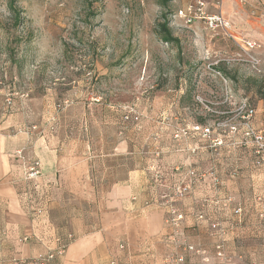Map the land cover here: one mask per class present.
I'll list each match as a JSON object with an SVG mask.
<instances>
[{"label":"rangeland","instance_id":"obj_1","mask_svg":"<svg viewBox=\"0 0 264 264\" xmlns=\"http://www.w3.org/2000/svg\"><path fill=\"white\" fill-rule=\"evenodd\" d=\"M191 1L0 0V126L11 117L22 130L41 107L73 136L111 134L149 163L191 166L192 178L168 168L191 194L182 227L198 217L224 245L242 208L264 246V216L252 218L264 213L253 182L264 179V0H209L232 37L186 24ZM163 16L179 45L157 34Z\"/></svg>","mask_w":264,"mask_h":264},{"label":"crops","instance_id":"obj_2","mask_svg":"<svg viewBox=\"0 0 264 264\" xmlns=\"http://www.w3.org/2000/svg\"><path fill=\"white\" fill-rule=\"evenodd\" d=\"M30 112L33 123L22 130L11 117L0 126V264H33L57 247L42 240L48 234L66 244L65 254L50 264H176L168 259L177 256L184 257L179 264H264L262 231L243 213L242 226L230 238L227 233L221 254L214 226L187 214L180 234L205 254L184 252L172 242L175 232L158 203L170 182L154 179L157 163L127 140L112 146L111 134L106 140L86 139L83 131L73 136L59 115L41 107ZM20 150L41 162L37 180L24 179ZM162 166L175 178L196 175L191 166ZM253 182L264 186V179ZM190 197L187 192L177 203L181 211ZM261 215L252 218L259 222Z\"/></svg>","mask_w":264,"mask_h":264},{"label":"built area","instance_id":"obj_3","mask_svg":"<svg viewBox=\"0 0 264 264\" xmlns=\"http://www.w3.org/2000/svg\"><path fill=\"white\" fill-rule=\"evenodd\" d=\"M209 0H192L188 8L184 10H179L178 16L181 17L184 22L188 25H192L196 21H201L204 23L205 29L210 32H216L219 30L225 31L230 35V22L227 21L222 13H210L208 12ZM232 37V36H231ZM243 46L246 50L256 49L259 45L255 41H243ZM11 104V101H8ZM253 112L252 110L250 111ZM257 139H261V136H257ZM16 156L21 160L23 167L24 179L27 181L37 180L42 175L41 162L39 160H31L24 156L22 150L16 152ZM156 181H163L157 170L154 171L153 175ZM187 193V188L181 185L171 184L168 186L166 192L162 193L159 198V206L165 211V222L171 226L174 230V236L172 242L177 246H181L184 252L205 254L204 251L197 249L195 246L188 244L181 236L180 230L182 229V222L184 221V214L179 209L178 202L181 201L185 194ZM238 215L242 214V208L237 211ZM264 216V213L261 215ZM215 227V226H214ZM221 233V232H220ZM47 245L51 242L56 243L57 247L55 249H49L43 256L32 260L33 264H50L57 256H63L66 250V244H61L60 240L55 238L52 234L41 237ZM28 240L29 238H25ZM217 250L221 254L222 245L221 243L217 245ZM184 261L183 256H177L175 258H169L168 262H176V264L182 263ZM11 264H21L20 260H13ZM116 264V262H112Z\"/></svg>","mask_w":264,"mask_h":264},{"label":"trees","instance_id":"obj_4","mask_svg":"<svg viewBox=\"0 0 264 264\" xmlns=\"http://www.w3.org/2000/svg\"><path fill=\"white\" fill-rule=\"evenodd\" d=\"M162 18L164 20L163 22L158 23L157 30V34L159 35L160 39L166 43L179 45V39L173 36L172 31L168 27L165 16H163ZM158 166L159 167L157 169V172L160 174L161 178L166 182H170L172 171L169 172L170 169H168L167 167L163 168L162 164H159Z\"/></svg>","mask_w":264,"mask_h":264}]
</instances>
